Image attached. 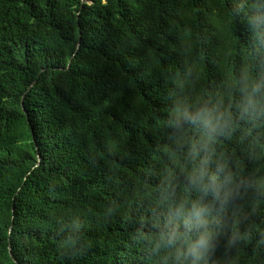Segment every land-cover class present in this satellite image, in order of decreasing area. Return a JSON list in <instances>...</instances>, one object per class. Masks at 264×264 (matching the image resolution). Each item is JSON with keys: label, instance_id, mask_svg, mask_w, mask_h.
<instances>
[{"label": "trees", "instance_id": "16d2710c", "mask_svg": "<svg viewBox=\"0 0 264 264\" xmlns=\"http://www.w3.org/2000/svg\"><path fill=\"white\" fill-rule=\"evenodd\" d=\"M261 11L0 0V264H165L153 251L173 169L163 122L178 103L238 104L245 72L264 80ZM215 152L251 186L223 213L210 264H264V127L234 121Z\"/></svg>", "mask_w": 264, "mask_h": 264}, {"label": "clouds", "instance_id": "9594fccd", "mask_svg": "<svg viewBox=\"0 0 264 264\" xmlns=\"http://www.w3.org/2000/svg\"><path fill=\"white\" fill-rule=\"evenodd\" d=\"M258 36H264V11L252 18ZM239 103L225 108L223 100L178 103L163 123L173 129L165 151L173 169L165 185L170 202L163 222L154 225L158 238L153 251H166L165 264H210V253L224 227L223 213L251 186L234 171L230 159L217 157L215 145L229 135L234 121L264 127V80L245 72ZM233 108L235 109L233 111ZM183 177L187 195L177 196L176 178Z\"/></svg>", "mask_w": 264, "mask_h": 264}, {"label": "water", "instance_id": "95a60500", "mask_svg": "<svg viewBox=\"0 0 264 264\" xmlns=\"http://www.w3.org/2000/svg\"><path fill=\"white\" fill-rule=\"evenodd\" d=\"M79 46H80V44H79ZM24 98H25V95H23V98H22V101H21L22 107H23V103H24V101H23ZM23 110H24V108H23ZM38 158L40 159V156ZM11 255H12V253H11Z\"/></svg>", "mask_w": 264, "mask_h": 264}]
</instances>
